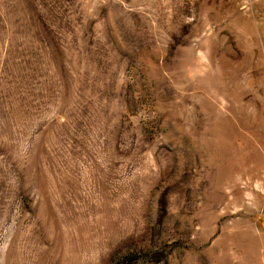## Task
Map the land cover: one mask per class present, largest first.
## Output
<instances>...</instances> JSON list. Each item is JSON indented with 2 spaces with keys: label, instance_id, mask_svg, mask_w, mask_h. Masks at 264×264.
Segmentation results:
<instances>
[{
  "label": "rangeland",
  "instance_id": "rangeland-1",
  "mask_svg": "<svg viewBox=\"0 0 264 264\" xmlns=\"http://www.w3.org/2000/svg\"><path fill=\"white\" fill-rule=\"evenodd\" d=\"M0 264H264V0H0Z\"/></svg>",
  "mask_w": 264,
  "mask_h": 264
}]
</instances>
